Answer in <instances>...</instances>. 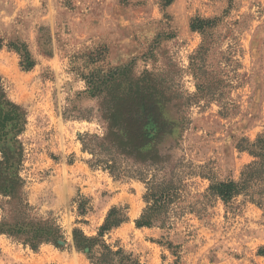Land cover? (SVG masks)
Masks as SVG:
<instances>
[{
  "label": "rangeland",
  "instance_id": "374dc122",
  "mask_svg": "<svg viewBox=\"0 0 264 264\" xmlns=\"http://www.w3.org/2000/svg\"><path fill=\"white\" fill-rule=\"evenodd\" d=\"M197 18L221 19L207 32L212 48L206 64L223 95L189 105L197 93L190 59L204 41L191 28ZM99 48L108 54L91 69L154 72L178 99L172 112L185 128L176 155L204 177L185 180L182 206H193L212 181L240 179L254 161L239 149L241 140L254 143L264 133V0H174L170 6L165 0H0V78L11 100L29 113L20 138L23 175L39 213L54 215L72 244L74 229L96 237L113 207L128 206V222L105 240L143 264H264V212L252 204L238 209L241 198L230 207L217 201L202 217L188 212L170 230L136 227L147 206L145 185L93 169L79 140V134L102 132L95 119L75 118L98 109L78 73L84 55ZM18 49L29 52L32 69L22 67ZM223 104L228 114L221 113ZM0 264L91 263L72 246L33 251L2 236Z\"/></svg>",
  "mask_w": 264,
  "mask_h": 264
},
{
  "label": "trees",
  "instance_id": "16d2710c",
  "mask_svg": "<svg viewBox=\"0 0 264 264\" xmlns=\"http://www.w3.org/2000/svg\"><path fill=\"white\" fill-rule=\"evenodd\" d=\"M165 1L166 6L174 2ZM220 22V18H197L192 22V30L200 32L204 41L190 59L197 93L189 97V105L200 104L202 100L214 101L223 95L221 84L217 81L215 84L206 64L212 48L207 32L217 28ZM18 51L22 67L32 69L35 63L29 52ZM107 54V48H99L84 55L85 68L77 69L78 74L87 85L84 94L98 102V109L90 117L75 118L95 119L102 130L101 134H79L82 151L92 156L89 163L93 169L108 172L116 181H137L145 185L143 198L147 206L136 227L170 230L174 219L188 212L202 217L215 202L222 201L230 207L240 198L238 209L252 204L264 212V133L254 143L241 140L239 149L248 152L254 161L244 168L238 181H212L195 205L182 206L187 188L185 180L189 176L204 177L185 163L184 157L176 155L179 133L185 128L172 112L178 99L154 72L135 75L130 66L91 69L90 66L105 61ZM222 108L221 113L228 114V106L223 104ZM28 118V111L11 100L0 78V237L5 236L33 251H39L44 245L59 249L72 246L84 253L91 264H143L133 253L109 245L105 240L106 235L128 222V206L113 207L96 237L74 229L70 244L59 220L52 214L41 215L30 203L28 182L23 175L26 150L20 139L27 130ZM79 210L81 215L86 214L84 204L81 203ZM168 248L173 256H179L177 247L169 243ZM259 255L264 257V247Z\"/></svg>",
  "mask_w": 264,
  "mask_h": 264
}]
</instances>
